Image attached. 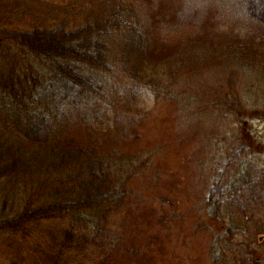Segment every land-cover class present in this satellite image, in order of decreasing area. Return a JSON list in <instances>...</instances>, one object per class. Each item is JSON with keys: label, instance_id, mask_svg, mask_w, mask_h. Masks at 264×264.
<instances>
[{"label": "trees", "instance_id": "trees-1", "mask_svg": "<svg viewBox=\"0 0 264 264\" xmlns=\"http://www.w3.org/2000/svg\"><path fill=\"white\" fill-rule=\"evenodd\" d=\"M241 2L227 0L226 13L236 22L247 18L264 29V0H243L246 12L238 6ZM198 12L204 13L190 6L183 18L202 21L195 15ZM154 21L144 0H0V234L30 243L40 222L86 209L97 228L93 233L87 230L89 221L70 219L71 244L53 264H116L109 255L123 246L114 244L110 233L118 229L126 234L131 227L128 221H133L127 183L140 168L135 158L141 152L142 126L136 125V118L129 125L101 119L91 128L73 112L90 92L100 93L101 86L109 89L111 79L106 74L115 45L121 43L120 67L125 78L142 84L159 82L151 75L154 70L170 76L200 61H220L224 54L246 63L263 55V43L256 44L253 36L248 40L223 37L220 30L211 36H206L211 33L206 30L201 33L206 37L186 40L178 47L166 45L156 37ZM232 111L242 120L244 114L237 107ZM99 113V118L106 115ZM242 138L254 143L248 146L252 149L253 139L247 134ZM238 146L246 147L240 141L222 157L227 167L235 166L231 161L240 156ZM186 162L189 167V156ZM237 164L243 167L246 162L242 159ZM249 177L244 175L243 181ZM260 177L258 182L246 183L247 192L209 190L219 203L238 205L243 220L234 226L236 232L245 226L243 222L249 223L247 203L264 206V173ZM38 190L40 194L35 193ZM33 196L40 197L37 206ZM42 196L53 198L46 204ZM167 219L161 222L164 227ZM253 225L254 233H264V225ZM200 229L205 231L203 225ZM228 230L234 234L232 228ZM161 241L151 239L153 244ZM221 242L216 239L211 245L218 255L213 256V264H264V257L258 258L255 252L241 255L235 248L230 250L234 258L227 262L222 259ZM43 243V249L53 250L49 239ZM127 259L129 264H158L149 248L128 251ZM17 261L18 257L6 264Z\"/></svg>", "mask_w": 264, "mask_h": 264}, {"label": "rangeland", "instance_id": "rangeland-1", "mask_svg": "<svg viewBox=\"0 0 264 264\" xmlns=\"http://www.w3.org/2000/svg\"><path fill=\"white\" fill-rule=\"evenodd\" d=\"M144 1L150 15L156 18V37L160 36L166 45L178 47L186 40L211 36L218 30L223 37L236 35L248 40L253 36L256 44L264 45V29L247 18L236 22L226 13L227 0ZM190 6L204 12L195 14L202 21L192 23L183 18ZM238 6L246 12L243 0ZM206 30L211 33L203 36L201 33ZM120 47L121 43L115 45L110 54L111 69L106 74L111 79L109 89L101 86L100 93L90 92L73 108L77 117L83 118L91 128L101 119L112 125L117 121L129 125L136 118V125L142 126L141 152L135 158L140 168L127 183V203L133 221H128L131 227L126 234L118 229L110 233L114 244L123 246L117 254L109 255L110 260L129 264L128 251L135 253L149 248L158 264H213V256L218 255L211 251V245L216 239L222 240L219 249L224 251L222 259L226 261L234 258L230 253L232 248L240 250L241 255L253 251L258 258L264 257V237L258 239L264 233H254L253 225H264V206L247 203L249 223L241 221L245 226L236 232L234 226L243 220L238 205L235 208L225 201L219 203L209 193L215 189L226 193L247 192L246 183L260 181L264 173V51L249 63L224 54L220 61H200L170 76L154 70L155 74L151 75L159 82L142 84L138 79L125 78L126 73L120 67ZM236 107L239 114H244L242 120L233 114ZM99 112L106 114L105 117L99 118ZM115 117L116 120H111ZM242 134L253 139L252 149L248 146L254 143L243 139ZM240 141L246 147L238 146L240 156L237 161H231L235 166L227 167L222 157ZM187 156L191 160L189 167ZM242 159L246 162L243 167L237 164ZM244 175H250L249 179L243 181ZM35 193L40 194L41 190ZM52 198L47 196L45 200L42 196L41 202L49 204ZM32 202L37 206L40 197L33 196ZM87 210L40 222L30 243L1 233L0 264L17 257L18 264L21 261L53 264L71 244L70 219L89 221L87 230L96 232L92 214H87ZM165 219L168 225L164 227L161 222ZM201 225L205 231L200 229ZM152 238H160L161 244H153ZM46 239L53 250L43 249Z\"/></svg>", "mask_w": 264, "mask_h": 264}]
</instances>
